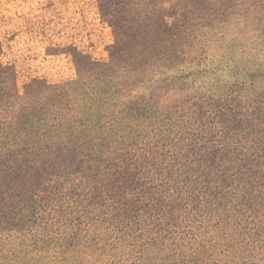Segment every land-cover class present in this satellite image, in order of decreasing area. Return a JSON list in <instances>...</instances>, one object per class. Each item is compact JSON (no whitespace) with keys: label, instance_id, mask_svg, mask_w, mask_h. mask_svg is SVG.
Segmentation results:
<instances>
[{"label":"trees","instance_id":"1","mask_svg":"<svg viewBox=\"0 0 264 264\" xmlns=\"http://www.w3.org/2000/svg\"><path fill=\"white\" fill-rule=\"evenodd\" d=\"M203 1L98 0L109 61L72 54L74 80L20 86L0 46V264H258L264 85L165 71L191 16L243 5Z\"/></svg>","mask_w":264,"mask_h":264},{"label":"rangeland","instance_id":"2","mask_svg":"<svg viewBox=\"0 0 264 264\" xmlns=\"http://www.w3.org/2000/svg\"><path fill=\"white\" fill-rule=\"evenodd\" d=\"M213 1H206L211 3L207 5L204 0L201 10L214 9ZM238 3L243 5L233 16L211 17L212 12L191 16L188 35L177 42L180 52L168 55L174 61L167 64V73L193 75L188 79L190 94L264 85V9L252 0ZM160 37L159 43L165 39ZM113 44L112 29L101 17L98 0H0L2 59L15 66L20 86L35 77L50 83L74 80L72 54L107 62ZM129 69L121 72L122 77L135 81V72ZM260 255L258 251L256 258ZM256 262L263 264L264 255Z\"/></svg>","mask_w":264,"mask_h":264}]
</instances>
